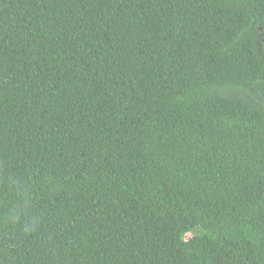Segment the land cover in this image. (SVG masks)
Here are the masks:
<instances>
[{
	"label": "trees",
	"instance_id": "obj_1",
	"mask_svg": "<svg viewBox=\"0 0 264 264\" xmlns=\"http://www.w3.org/2000/svg\"><path fill=\"white\" fill-rule=\"evenodd\" d=\"M0 264H264V0H0Z\"/></svg>",
	"mask_w": 264,
	"mask_h": 264
},
{
	"label": "rangeland",
	"instance_id": "obj_2",
	"mask_svg": "<svg viewBox=\"0 0 264 264\" xmlns=\"http://www.w3.org/2000/svg\"><path fill=\"white\" fill-rule=\"evenodd\" d=\"M197 231H198L197 229L193 230L191 233H189V234H187V235L185 236V239H186V240L191 239V238L194 236V234H197V233H198Z\"/></svg>",
	"mask_w": 264,
	"mask_h": 264
}]
</instances>
